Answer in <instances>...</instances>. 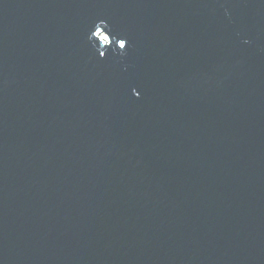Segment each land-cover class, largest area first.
Instances as JSON below:
<instances>
[{"label":"water","instance_id":"obj_1","mask_svg":"<svg viewBox=\"0 0 264 264\" xmlns=\"http://www.w3.org/2000/svg\"><path fill=\"white\" fill-rule=\"evenodd\" d=\"M0 264H264V0H0Z\"/></svg>","mask_w":264,"mask_h":264},{"label":"clouds","instance_id":"obj_2","mask_svg":"<svg viewBox=\"0 0 264 264\" xmlns=\"http://www.w3.org/2000/svg\"><path fill=\"white\" fill-rule=\"evenodd\" d=\"M96 32H99V29H97ZM102 41H103V42H106V41H107V38H106V37H102Z\"/></svg>","mask_w":264,"mask_h":264},{"label":"snow or ice","instance_id":"obj_3","mask_svg":"<svg viewBox=\"0 0 264 264\" xmlns=\"http://www.w3.org/2000/svg\"><path fill=\"white\" fill-rule=\"evenodd\" d=\"M121 46H122V47H125V44L123 43ZM136 93H137V92H136ZM137 95H138V93H137Z\"/></svg>","mask_w":264,"mask_h":264}]
</instances>
